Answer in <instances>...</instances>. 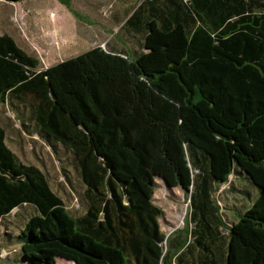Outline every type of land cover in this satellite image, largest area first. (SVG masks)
<instances>
[{
  "label": "trees",
  "instance_id": "16d2710c",
  "mask_svg": "<svg viewBox=\"0 0 264 264\" xmlns=\"http://www.w3.org/2000/svg\"><path fill=\"white\" fill-rule=\"evenodd\" d=\"M137 20L138 53L94 46L43 69L0 34V102L28 100L86 203L72 216L0 126V221L35 209L15 235L29 264H264V0H141L125 26ZM230 175L259 194L224 235L212 194ZM158 177L188 196L193 243L162 232Z\"/></svg>",
  "mask_w": 264,
  "mask_h": 264
},
{
  "label": "rangeland",
  "instance_id": "374dc122",
  "mask_svg": "<svg viewBox=\"0 0 264 264\" xmlns=\"http://www.w3.org/2000/svg\"><path fill=\"white\" fill-rule=\"evenodd\" d=\"M123 3L122 0H70L75 16L59 0H0V33L11 36L28 55L37 58V68L43 69L91 47L102 46L106 33L102 21L112 19L114 15L120 16ZM0 126L5 131L6 145L18 159L38 167L69 213L72 216L81 215L86 209L83 199L85 186L81 182L76 160L65 146L44 135L36 124L28 100L0 102ZM156 182L153 203L163 211L159 218L162 232L171 239L185 236L188 242L193 243L195 235L189 230L195 228V224L188 222V196L180 187H168L159 177ZM240 188L248 192L245 197ZM258 194L259 189L251 181L234 175L229 176L228 182L216 187L212 195L224 222L219 228L221 234L226 235L227 227L236 220L235 208H247L251 204L247 200L249 196L255 199ZM35 212L33 207L24 205L2 218L0 264H29L20 258L21 243L15 235ZM196 252V248L193 249L191 256L194 257ZM56 264L73 262L57 257Z\"/></svg>",
  "mask_w": 264,
  "mask_h": 264
},
{
  "label": "crops",
  "instance_id": "0c3cea01",
  "mask_svg": "<svg viewBox=\"0 0 264 264\" xmlns=\"http://www.w3.org/2000/svg\"><path fill=\"white\" fill-rule=\"evenodd\" d=\"M140 1L141 0H122V2H124L123 6H120L122 9L121 10L122 14L120 16L114 15L112 19L109 18L105 20V22L102 21L105 27V30H106L105 39L103 42L104 44L102 46L101 44L97 46H101L105 50L109 52H113V53H120V54H127V55L138 53L140 49V43L142 42V38H143L140 34L138 35V20L136 21L137 27H133V26L126 27L125 25H126V20L128 16L134 11V9L137 7ZM144 14L145 13H143V15ZM143 25H144V18L141 19V23H140V26H142L141 29L143 28ZM0 34H3V33H0Z\"/></svg>",
  "mask_w": 264,
  "mask_h": 264
},
{
  "label": "water",
  "instance_id": "95a60500",
  "mask_svg": "<svg viewBox=\"0 0 264 264\" xmlns=\"http://www.w3.org/2000/svg\"><path fill=\"white\" fill-rule=\"evenodd\" d=\"M163 180V179H162ZM164 181V180H163Z\"/></svg>",
  "mask_w": 264,
  "mask_h": 264
}]
</instances>
